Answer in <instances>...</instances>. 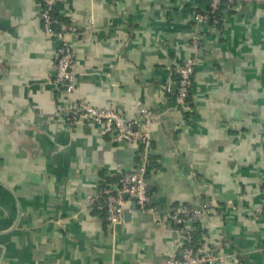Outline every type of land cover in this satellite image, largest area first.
Instances as JSON below:
<instances>
[{
  "label": "crops",
  "instance_id": "obj_1",
  "mask_svg": "<svg viewBox=\"0 0 264 264\" xmlns=\"http://www.w3.org/2000/svg\"><path fill=\"white\" fill-rule=\"evenodd\" d=\"M206 4L62 0L57 14L77 30L67 38L77 73L69 94L55 83L59 43L40 0H0V264L181 257L173 224L129 203L114 231L93 202L137 169L144 147L76 117L78 102L134 123L143 107L153 111L147 180L160 216L211 202L198 251L217 264H264V0H237L222 27L203 26L191 102L178 106L176 71L195 55L194 14Z\"/></svg>",
  "mask_w": 264,
  "mask_h": 264
},
{
  "label": "built area",
  "instance_id": "obj_2",
  "mask_svg": "<svg viewBox=\"0 0 264 264\" xmlns=\"http://www.w3.org/2000/svg\"><path fill=\"white\" fill-rule=\"evenodd\" d=\"M223 1L232 4L237 0H213L210 13L198 11L194 14L196 33L192 38V44L195 55L182 63L176 71L178 88L175 93V100L178 106L188 105L195 68L201 59L199 50L202 44L203 26L206 24L215 26L217 24V19L212 15L219 9V5ZM240 1L247 2L249 0ZM40 2L44 5L41 11V19L46 35L55 36L59 43L55 83L62 85L67 93L73 94L77 91L76 62L72 45L67 38L69 34L77 33V30L74 26H62L60 32L55 33L52 25L58 22L53 18L52 13L54 6L61 3L62 0H40ZM72 112L76 117L84 118L90 123L101 126L103 132L109 135L115 143L135 142L144 147V154L137 169L125 173L120 184L101 192L93 199V202L98 199L101 200L102 193L106 194L104 198L106 219L113 230L115 231L116 228L126 222L127 207L129 203H134L143 213L156 217L160 226L169 227L173 223L183 225V228L177 229V231L182 234L185 240H188V235L194 231L195 224L201 221L206 212L213 207V204L211 202H206L202 206L185 204L175 208L167 218L160 216L153 204L146 176L149 167L148 151L151 140L149 131L155 119L153 111L143 107L135 123L130 122L114 110H100L86 102H78ZM217 261V258L210 253L199 252L188 247L182 250L180 258L168 259L164 264H217Z\"/></svg>",
  "mask_w": 264,
  "mask_h": 264
},
{
  "label": "trees",
  "instance_id": "obj_3",
  "mask_svg": "<svg viewBox=\"0 0 264 264\" xmlns=\"http://www.w3.org/2000/svg\"><path fill=\"white\" fill-rule=\"evenodd\" d=\"M203 1V0H202ZM212 1L213 0H204V2L205 3H207L206 4V7H205V9L202 11V12H207V13H210L211 12V10H212V8H211V4H212ZM58 4H60V3H58ZM58 4H56L55 6H54V9H53V13H52V16H53V18L58 22L57 24H53L52 25V29H53V31L55 32V33H59L60 32V30H61V27L62 26H72L71 25V23L70 22H68L67 20H65V19H63L62 17H60L58 14H57V11H56V8H57V5ZM233 5H235V2L234 3H232V4H229L228 2H226V1H223V2H221L220 3V5H219V9L217 10V11H215V14L214 15H212V16H215V18L217 19V24L215 25V26H218V27H222V21H221V12H222V10H226V9H228V8H230L231 9V7L233 6ZM43 7H44V5H43ZM199 11V10H198ZM200 12V11H199ZM43 26H44V23H43ZM190 97H191V93H190ZM189 97V99H188V104L191 102V98ZM139 160H140V158H139ZM147 175H148V173H147ZM146 175V176H147ZM123 176H124V174L122 175V177L121 178H119V184H120V181L122 180V178H123ZM109 183H111V182H109ZM106 188V187H105ZM107 189H109V188H106V189H104V191L105 190H107ZM102 197H101V205L103 204V208H102V210L100 211L101 212V214L105 217V219H106V210H105V207H104V198L106 197V194H103L102 193V195H101ZM98 207V206H97ZM100 207V206H99ZM107 220V219H106ZM173 227L177 230V229H182L183 228V225H176L175 223H173ZM204 234V231H201V227H200V222H198V223H196L195 224V228H194V231H192L188 236V240H185L184 241V245H183V249H185V248H188V247H191V248H193L194 250H196V251H198L199 249H200V241H201V238H202V235ZM182 249V250H183Z\"/></svg>",
  "mask_w": 264,
  "mask_h": 264
},
{
  "label": "water",
  "instance_id": "obj_4",
  "mask_svg": "<svg viewBox=\"0 0 264 264\" xmlns=\"http://www.w3.org/2000/svg\"><path fill=\"white\" fill-rule=\"evenodd\" d=\"M176 91H177V89L175 90V92H176ZM128 217H129V215H128V213H126V214H125V221H126V222L129 221V218H128Z\"/></svg>",
  "mask_w": 264,
  "mask_h": 264
}]
</instances>
